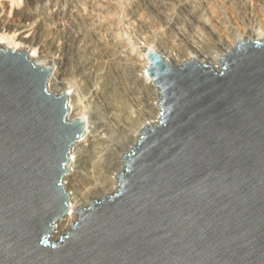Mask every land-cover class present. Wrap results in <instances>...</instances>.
Masks as SVG:
<instances>
[{
    "label": "water",
    "instance_id": "95a60500",
    "mask_svg": "<svg viewBox=\"0 0 264 264\" xmlns=\"http://www.w3.org/2000/svg\"><path fill=\"white\" fill-rule=\"evenodd\" d=\"M160 121L123 157L118 192L69 212L63 180L83 121L50 69L0 47V264H264V41L221 71L147 56Z\"/></svg>",
    "mask_w": 264,
    "mask_h": 264
},
{
    "label": "bare ground",
    "instance_id": "6f19581e",
    "mask_svg": "<svg viewBox=\"0 0 264 264\" xmlns=\"http://www.w3.org/2000/svg\"><path fill=\"white\" fill-rule=\"evenodd\" d=\"M141 1L144 6L155 2ZM72 2L26 0V8L13 18L6 15L4 9L0 10V47L19 54L29 51L28 59L36 67H52L48 87L57 97L67 94V121L85 122L84 134L71 148L69 170L63 180L64 190L69 196V212L55 222L49 236L53 243L71 230V225L78 219L75 212L80 206L88 208L92 200L99 202L103 197L118 192L117 175L126 171L123 157L132 153L145 129L160 121L159 92L146 72L150 53L160 54L172 67H182L193 59L199 65L211 66L220 72L219 59L230 53L240 41H264V23L254 19L253 10L247 12V18L253 23L245 27L244 33L228 34L229 41L221 39L211 47L191 41L189 37L184 38L183 32L184 39H180L176 49L171 43L169 45L164 39H159L158 45L166 56L157 49H151L140 59L133 53L132 43L122 25L107 18L103 4L94 0L89 4V13L73 25L67 18L73 13L72 9L69 10ZM160 2L161 7L165 6V0ZM49 6L58 7L49 19L47 17L56 23L54 29H45L38 18L39 8L44 12ZM138 7L136 4L133 8ZM135 13V9L130 13L132 18H136ZM66 20L67 25L63 22ZM166 23L169 26L176 24L177 28L167 26L163 31H179L180 21L174 23L169 18ZM139 27L144 32L149 31L145 24L141 23ZM25 31L32 32V36L24 37L22 33ZM73 80L80 84V93L73 89ZM83 102L92 105L93 110L86 112L88 105L84 110ZM107 140L109 144L105 145Z\"/></svg>",
    "mask_w": 264,
    "mask_h": 264
},
{
    "label": "rangeland",
    "instance_id": "374dc122",
    "mask_svg": "<svg viewBox=\"0 0 264 264\" xmlns=\"http://www.w3.org/2000/svg\"><path fill=\"white\" fill-rule=\"evenodd\" d=\"M93 1L73 0L69 10L71 11L72 9V12L75 15L71 12L72 16L68 15L69 17H67L69 20H72L71 22L73 25L76 21L78 23L81 18L89 13L87 12L88 10L90 11L89 4ZM154 1L155 2L151 5L144 6L141 4V0H98V3L103 4L107 18L119 22L122 25V30L126 33L129 41L132 43L133 53H135L140 59H143L151 49H157L159 53L166 56V54L163 53L162 48L158 45L160 38L164 39L169 45L172 44L171 46H173V49L178 48L176 45L180 43V39L186 37H189L191 41H196L198 44L202 43L203 45L205 43V45L207 44L212 47L214 44H217L218 40H225L231 32L244 33L245 27H248L253 23L247 18L248 13L253 10L255 11H253L254 13H252V15L256 16L254 19H258L257 21L260 20L261 22L263 21L262 24L264 23V0H165V6L162 7L160 6V0ZM25 4L26 0H0V10L4 9L6 15L13 18L17 13L22 12L23 9L26 8ZM136 4H139V7L133 8ZM74 5H77V7ZM56 9H58V7L54 8L49 6L48 10L42 12V8H39L40 13L38 18L42 22V25H44L43 27L45 29H54L56 23L54 24L53 19L52 21H49L48 19L51 17L50 15H53ZM134 9L136 10V18H132L130 14ZM138 11L140 12L138 13ZM165 13H167V17L165 16ZM169 18L174 23L180 21L178 32L170 33L168 30L163 31L169 26L167 25L168 23H166ZM67 20L63 22L66 24ZM141 23L149 27L148 32H144L142 29V31L140 30L139 26ZM169 27L175 29L177 28V25L175 24ZM183 32L185 33L184 38L182 37ZM22 34L24 37L26 36V38L32 36V32L29 31H25V33L23 32ZM227 40L229 41L228 38ZM237 45L234 49L237 48ZM38 51L39 50H37V53ZM25 53H27V56L29 55V51H26ZM48 69L51 70L52 67H49ZM51 74L50 77H52ZM77 84L78 83H76V81L74 82V80L71 83V85L74 86L73 89H76V91L78 90L80 93V84ZM48 92L51 93L49 87ZM86 105L88 104L83 102L81 106L84 109ZM87 107L85 108L86 110L84 109L86 112L93 110L92 105H88ZM106 144H109V140H107L105 145ZM68 167L69 165L67 164L66 170ZM66 174H68V171ZM49 241L53 242L50 239Z\"/></svg>",
    "mask_w": 264,
    "mask_h": 264
}]
</instances>
